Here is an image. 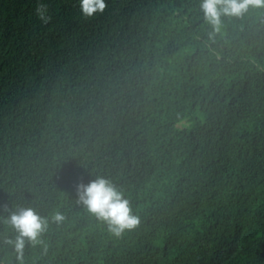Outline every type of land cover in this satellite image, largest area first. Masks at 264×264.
Returning a JSON list of instances; mask_svg holds the SVG:
<instances>
[{
	"label": "trees",
	"instance_id": "1",
	"mask_svg": "<svg viewBox=\"0 0 264 264\" xmlns=\"http://www.w3.org/2000/svg\"><path fill=\"white\" fill-rule=\"evenodd\" d=\"M148 1L0 0V264L22 207L49 220L23 264H264V9L210 37L201 0ZM91 132L87 155L64 140ZM98 176L137 228L77 203Z\"/></svg>",
	"mask_w": 264,
	"mask_h": 264
},
{
	"label": "clouds",
	"instance_id": "2",
	"mask_svg": "<svg viewBox=\"0 0 264 264\" xmlns=\"http://www.w3.org/2000/svg\"><path fill=\"white\" fill-rule=\"evenodd\" d=\"M151 1L153 0L148 1L146 5L150 4ZM106 7L105 0H80L81 10L79 11L85 18L93 17L97 13H103ZM127 7L124 8V14L129 8ZM251 9H264V0H201L200 3L203 19L212 29L209 33L210 37H214L215 34L221 31L224 17L243 19ZM134 11L135 9L130 10L129 14ZM152 19V17L142 15V22L147 25ZM44 24L46 25V22ZM127 31L128 29L120 26L115 51L118 47L120 51L126 47ZM91 134L92 136L86 135L85 138H81L78 134H65L64 140L87 155L93 150L98 141L96 134L94 132H91ZM78 197L77 203L85 207L98 220L106 223L109 231L117 237H120L125 231L134 230L140 224V217L134 214L131 203L125 198L124 193L118 190L111 181L103 177L98 176L86 185L80 184ZM6 220L16 232V236L15 239H6L4 242L13 247L18 264H23L26 245H35L42 241V237L48 231L49 220L41 216L32 207H22L12 211ZM64 220L65 216L57 212L52 217L51 222L62 224Z\"/></svg>",
	"mask_w": 264,
	"mask_h": 264
},
{
	"label": "bare ground",
	"instance_id": "3",
	"mask_svg": "<svg viewBox=\"0 0 264 264\" xmlns=\"http://www.w3.org/2000/svg\"><path fill=\"white\" fill-rule=\"evenodd\" d=\"M52 4H53V3H52ZM87 41H89V40H87ZM141 45H142V44H141ZM138 48H139V47H138ZM86 61H87V60H86ZM83 62H84V61H83ZM66 63H67V62H66ZM66 63H65V64H66ZM86 63H88V62H86ZM136 66H137V65H136ZM136 66H135V67H136ZM89 67H90V66H89ZM131 68H132V66H131ZM124 71H125V70H124ZM119 72H121V71H119ZM130 72H131V71H130ZM110 74H113V72H111ZM135 76H136V77H140L139 74H137V73L135 74ZM133 77H134V76H133ZM133 79H134V78H133ZM141 80H142V79H141ZM133 81H134V80H133ZM135 81H137V80H135ZM133 85H134V84H133ZM134 87H135V86H134Z\"/></svg>",
	"mask_w": 264,
	"mask_h": 264
}]
</instances>
